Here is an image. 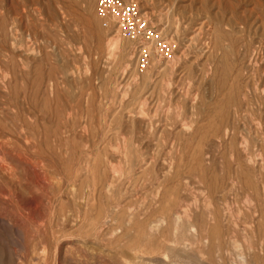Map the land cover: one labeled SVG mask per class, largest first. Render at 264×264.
Returning a JSON list of instances; mask_svg holds the SVG:
<instances>
[{
  "label": "rangeland",
  "instance_id": "374dc122",
  "mask_svg": "<svg viewBox=\"0 0 264 264\" xmlns=\"http://www.w3.org/2000/svg\"><path fill=\"white\" fill-rule=\"evenodd\" d=\"M125 1L0 0V264H264V0Z\"/></svg>",
  "mask_w": 264,
  "mask_h": 264
},
{
  "label": "built area",
  "instance_id": "2783aa9c",
  "mask_svg": "<svg viewBox=\"0 0 264 264\" xmlns=\"http://www.w3.org/2000/svg\"><path fill=\"white\" fill-rule=\"evenodd\" d=\"M98 14L114 23L117 32L126 39L141 40L150 32L149 22L134 1L98 0ZM146 59H142L145 65Z\"/></svg>",
  "mask_w": 264,
  "mask_h": 264
},
{
  "label": "bare ground",
  "instance_id": "6f19581e",
  "mask_svg": "<svg viewBox=\"0 0 264 264\" xmlns=\"http://www.w3.org/2000/svg\"><path fill=\"white\" fill-rule=\"evenodd\" d=\"M117 43H118V41H117ZM3 137H4V136H3ZM5 141H6V140H5ZM79 149H80V148H79ZM17 154H18V153H17ZM68 161H69V160H68ZM30 162H31V161H30ZM37 166H38V165H37ZM37 170H38V169H37ZM40 170H41V169H40ZM35 171H36V170H35ZM42 172H43V171H42ZM40 173H41V172H40ZM40 173H39V174H40ZM41 177H42V176H41ZM37 178L40 179V176L38 175V172H37ZM51 179H52V178H51ZM41 181H42V180H41ZM55 181H56V180H55ZM36 182H37V181H36ZM37 183H38V182H37ZM46 184H47V183H46ZM43 185H44V184H43ZM47 186H49V184L46 185V187H47ZM52 187H53V186H52ZM55 187H56V186H55ZM47 191H48V190H47ZM35 209H36V208H35ZM19 224H20V223H19ZM192 228H193V227H192Z\"/></svg>",
  "mask_w": 264,
  "mask_h": 264
}]
</instances>
